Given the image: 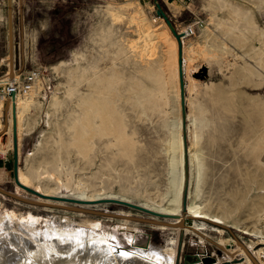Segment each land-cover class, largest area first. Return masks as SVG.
I'll use <instances>...</instances> for the list:
<instances>
[{"label":"rangeland","instance_id":"rangeland-1","mask_svg":"<svg viewBox=\"0 0 264 264\" xmlns=\"http://www.w3.org/2000/svg\"><path fill=\"white\" fill-rule=\"evenodd\" d=\"M158 1L177 30L186 28L198 19L204 21L195 35L183 39L188 144L190 146L192 139L196 142L195 148L205 169V177L199 182L195 192V182L191 183V174L189 175L187 212H183L184 184L180 206L174 211L167 209L173 208V203H167L169 193L168 188L166 189L172 154L170 143L174 137L173 129L177 116L181 117V108L178 114L174 98L175 87L170 84L164 86L163 82L149 78L146 66L142 76L146 86L142 92L135 95V103L143 112L140 116L144 119L139 117V111L138 114H132L131 120V131L135 125L134 136L137 137L139 145L143 146L136 166L142 165L133 170L134 178H123L127 167L121 162L116 166L118 169L106 173L109 177L102 174L96 179V188L100 191H95L94 194L90 191L81 193L80 186L67 178L55 182L46 177L44 183L50 187L48 191L39 187L37 181L22 183L19 178L21 170L26 171L27 166L38 164L39 158L45 153L41 148L44 146V137H49L55 131L56 125L53 124L61 121L62 116L66 115L64 110L53 116L49 103L56 91L59 95H64L71 82L68 76L70 69L75 71L78 65L82 66L84 71L81 75L84 78L92 77L95 68L103 74L114 70L117 73L123 70L132 72L133 64L124 62V59L126 55L130 59L133 56L136 59L139 50H144L145 59L161 60L163 68H168L172 60L176 64L178 41L164 18L157 14L154 0H12L16 81L22 83L23 76L27 73L38 72L39 77L35 83L39 85V89L35 98L41 101V105L38 108L31 107L25 112L27 114L22 118L23 126L20 128L17 120V95L26 99L29 94L17 93L8 101L0 94V136L3 144H8L7 149L0 152V187L26 199L171 223L183 222L184 227L161 226L34 205L1 192L0 220L8 213L23 215L25 220H32L31 230L34 233L39 229L47 230L51 226L52 228L48 229L51 234L60 228V232H63L64 228H87L101 233L118 248H146L150 244L167 247L173 259H177L180 236L183 234L180 255L175 264H204L205 257L211 258V264H222L226 260L231 261L232 255L239 259L238 261L248 256L251 260L249 264H255L253 255L257 262L264 264V230L262 235L254 233L258 215L264 210V164L261 166L257 161V155H260L264 163V151L259 153L258 149L252 147L256 145L259 134L264 130V123L258 118L260 109L264 107V51L261 49H264V38L249 33L246 38L232 36L224 39L222 36L225 29H219L215 24L216 18L232 19L237 15V11L243 20L250 19L249 22L253 21L252 24L264 29V3L256 6L252 0H225L227 5L223 3L226 7L223 5L221 10L214 0ZM7 20V0H0L1 88L10 82V79L5 77L10 69L9 62L6 61L9 56ZM100 27H110L109 31H112V40L104 44V47L99 44ZM205 28L216 33V39L212 42L214 46L212 43L206 44L200 37ZM144 61L147 63V60ZM245 68L254 71L249 74L243 71ZM134 71L137 72L135 69ZM77 74L81 77L80 73ZM88 79L79 84L82 94H90L93 100L100 94L114 95L104 86L89 82ZM165 87L170 92L165 93L169 96L171 104L159 109L160 101L156 94ZM35 88L36 84L31 92ZM178 89L177 84L180 104ZM74 101H67V106L76 105V100ZM254 114L258 115L254 117ZM26 121L34 123L31 130L25 129ZM96 169L94 165L90 171L85 170L86 175L90 176ZM80 173L76 171L75 176L79 178ZM98 182L103 183V186L97 184ZM19 184L30 187L47 198L40 197ZM162 195L165 196L163 201ZM49 197L91 203H69L48 199ZM192 197L209 212L224 215L223 223L213 222L209 217L195 219L189 216L188 204L191 203ZM100 199L124 200L150 212L114 202H95ZM157 213L180 217H161L156 215ZM238 241L243 246L239 245ZM255 251L263 258L255 256Z\"/></svg>","mask_w":264,"mask_h":264},{"label":"bare ground","instance_id":"bare-ground-1","mask_svg":"<svg viewBox=\"0 0 264 264\" xmlns=\"http://www.w3.org/2000/svg\"><path fill=\"white\" fill-rule=\"evenodd\" d=\"M214 1L215 5L219 6L220 9L223 10L222 7L225 6V4H223L226 3L224 2L225 0ZM251 2L257 6L264 3V0H252ZM233 7L235 8L236 6L234 5ZM236 9L239 11L241 7L240 9ZM234 11L236 10L234 9ZM234 11H232L233 14ZM236 12L235 14L237 15H234L235 17L232 19L222 20L223 18L221 19L219 17V19H214L217 28L225 29V31L223 30L225 33L222 36L224 39L232 38V36L246 38L249 33L254 34V36L257 34L259 37L264 38L263 28H259L256 24H252L253 21L252 23L249 22L250 19L249 21L243 20L244 18L242 19L239 16V13ZM233 14L230 15L233 16ZM244 14L247 13L244 12ZM103 27H100L101 34L99 33V38L101 39V42H98L101 44V47L108 41L112 40V31H109L110 27H108V29ZM200 37L206 44H210L216 39V33H214L212 29L210 30L205 28L202 30ZM220 43L225 44L224 42ZM213 44L214 43H212V45ZM218 45L221 47L220 44ZM261 49L264 51L263 48ZM136 55V59L134 56L130 59L126 55L124 62L132 63L137 72H135L134 69L132 72L130 70H123L118 73L114 70V72L110 71L111 73L109 74L108 72L103 74L95 68L92 74L93 76L90 78L87 76L89 78L88 79L81 75L84 71L82 66L78 65L74 69L75 71L70 69L68 76L70 77L71 82L66 88L64 95H59V92L56 91L49 103V109L53 116L62 113L64 110H66V115L62 116L61 121H57L53 124L56 125L55 131L52 132L51 135L49 134V137H44V141L42 142L44 143L42 144L44 146H41V148H43L45 153L39 158V162H37L38 164L36 165L31 163L32 165L27 166L28 169H26V171H20L19 178L22 183L37 181L39 183V187H41L44 191H48L50 187L44 183L46 177L48 180H54L55 182H59L58 180L67 178L68 181L71 180L73 183L80 186L81 193H88L90 191L91 194H94L95 191H100L96 188V179H99L102 174L106 175L107 172L115 170L117 168L116 166H118L117 164L120 162L127 167L125 169L127 173L123 178L128 179L133 177V170L142 165L139 162L140 165L136 166L138 165L137 157L139 158V152L143 149V146H141L142 144L139 145L136 139L137 137L135 138L134 136L135 131L133 132V130L135 125L131 131V120L133 119L132 114L134 112L138 114L140 111L135 103V95L138 92H142L146 86L142 77L143 72L145 71L143 68L145 66L148 71L147 73L149 78L151 77V79L157 80L158 82H163L164 84L162 85L164 86L166 84H170L175 87V89L174 87L172 88L175 92L174 98L177 103L176 112H178V114L181 108V101L179 104L177 95V84L179 85L178 61L176 60L175 64V61L172 60V63L168 65V68H166V66L163 68L161 60L154 61L152 59H145L144 50L137 51ZM144 60H147V63ZM167 69L168 71H166ZM243 71L252 74L254 70L251 68H245ZM77 73H80L81 77H79ZM15 74L17 73L14 72L13 76L9 78V72L5 77L6 79H10V82H17V76ZM85 79H88L89 82H94L95 84L104 86L106 89L114 93V95L100 94L95 100L91 99L90 94L84 95L86 92L82 94L79 90V84ZM85 82L83 83L85 84ZM35 84L36 88L32 92L30 91L29 95L26 94V99L17 95V120L20 128L23 126L21 124V120L24 115L27 114L25 112L31 107L38 108V106L41 105V101L35 98V93H37L39 89V85L37 83ZM166 88L167 87H165V89L161 88L157 91L156 96L160 101L158 107L159 109L171 104L169 96L165 93L167 91ZM172 88L171 90L173 91ZM178 92L180 93V89H178ZM74 100H76V105L73 104L74 106L68 107L67 101L73 102ZM206 108L207 107H205V109ZM151 110L156 111L155 109ZM141 113L143 114V112L140 111L139 117L144 119L140 116ZM257 115L258 114H254V117ZM259 116L258 118H260V121L264 123V107L260 109ZM248 123L251 124L250 122ZM33 124V122L26 121L24 127L26 130H31ZM1 126L2 125L0 124V127ZM166 127H168V125H166ZM181 129L182 118L177 116V121L173 129L174 137L171 139L170 143L172 154L169 164L170 170L167 185L168 187H166V189L168 188L167 192L169 193L167 203H173V208H167L170 211H174L176 207L180 206L183 184H185L184 145ZM261 130H259V132ZM136 134H138V132ZM197 136L198 135H196V137ZM166 137H168V135ZM256 141V145L252 147H254L255 150L258 149L259 153L264 151V130L261 131L258 136V140ZM168 142L170 141L168 140ZM164 143L162 142V144ZM7 146L8 144H3L2 137L0 136V152L5 151ZM195 146L196 142L192 139L190 146L188 144V154L191 183L193 184V182H195L194 192L197 191L199 182L203 177H205V169L203 168L204 164L202 165L199 153L197 152ZM261 158L260 155H257V161L259 165L262 166L264 163ZM97 160H99V163H97ZM139 161H141V159ZM81 164L82 166L80 167L79 165ZM94 165L97 169L92 171L90 176H87L85 170L89 169L90 171ZM76 171L81 172L78 175L79 178L75 176ZM46 173L48 174L45 175ZM111 182L113 181L111 180ZM97 184L101 183L98 182ZM161 197V201H163V197L165 196L162 195ZM188 211L189 216L195 219L209 217L211 221L217 223H223L225 220L224 215L209 212V210H206L202 204H197L193 197L191 199V203L188 204ZM262 220H264V210L258 215V220L254 226V233L260 235L263 234L264 222ZM32 225V220L27 221L24 219L23 215H17L14 212L3 216L0 220V264H175V261H178V253L177 259H173L170 256V249L163 246H153L150 244L146 248H118L117 246L111 244L109 240L105 239L101 233H96L87 228H64L63 232H60V228L55 229V233L51 234L48 229L52 228V226L47 230L39 229L36 233H34L31 230ZM239 245L242 244L239 243ZM254 255L261 259L263 258V256L259 255L256 251L254 252ZM252 257L255 259L253 255ZM244 263H251L248 256L242 257V260L237 261L234 264ZM204 264H211V259L209 257H205Z\"/></svg>","mask_w":264,"mask_h":264},{"label":"water","instance_id":"water-1","mask_svg":"<svg viewBox=\"0 0 264 264\" xmlns=\"http://www.w3.org/2000/svg\"><path fill=\"white\" fill-rule=\"evenodd\" d=\"M155 4L157 6V14L159 16H162L164 20L166 21V24L172 34L175 36V38L178 41V78H179V89H180V101H181V118H182V134H183V145H184V167H185V184H184V201H183V212L184 214L187 212L186 210V197H187V189H188V182H189V175H190V167H189V154H188V138H187V107H186V81H185V70H184V54H183V41L182 37L184 36L182 33H179L177 28L175 27L174 23L171 21L167 13L164 11L162 8L161 4L159 3L158 0H154ZM7 6H8V51H9V56L6 59L7 62H9L10 65V77L13 76L14 74V37H13V12H12V0H7ZM15 95V93H12V97ZM21 187L24 189L31 191L35 193L36 195H39L40 197L47 198V196H43L39 192L31 189L30 187L24 186L19 184ZM0 192L8 195L10 197H13L15 199H19L21 201H25L27 203H31L34 205H41V206H47V207H56V208H62V209H67V210H72V211H79V212H86V213H94L98 215H103L106 217H114V218H120V219H128L132 221H140V222H145V223H152V224H158V225H167V226H181L184 227L183 222L179 223H171V222H166V221H161L158 219H148L144 217H137V216H132V215H126L122 213H115V212H108V211H100V210H95V209H87L84 207H77L73 205H64V204H58V203H48L47 201H40V200H31V199H26L24 197H21L13 192L7 191L0 187ZM48 199H54L58 201H66L69 203H78V204H90V201H82V200H76V199H67V198H56V197H49ZM97 203L101 202H114V203H119L123 205H128L130 207H134L136 209H140L143 211H148V209L141 207L139 205L132 204L130 202L124 201V200H118V199H100L95 201ZM156 215L161 216V217H180L178 215H168L165 213H157ZM182 239H183V234L180 236V242H179V248H178V258L180 255V250L182 247ZM239 242V241H238ZM213 243V242H212ZM241 243V242H239ZM215 244V243H214ZM242 244V243H241ZM217 245V244H215ZM243 245V244H242ZM241 245V246H242ZM217 247L221 248L224 250L223 247L217 245ZM245 249V248H244ZM249 255L250 252H248ZM232 259L231 261L226 260L222 264H231L234 262H237L239 259L234 257L233 255L231 256ZM210 258V257H209ZM211 259V258H210ZM253 259V258H252ZM255 264H258L257 260L253 259Z\"/></svg>","mask_w":264,"mask_h":264},{"label":"built area","instance_id":"built-area-1","mask_svg":"<svg viewBox=\"0 0 264 264\" xmlns=\"http://www.w3.org/2000/svg\"><path fill=\"white\" fill-rule=\"evenodd\" d=\"M204 24V21L202 19H198L195 21L193 24L187 26L184 29L178 30L179 33H182L184 36L183 38L190 37L196 34L197 30L200 29ZM15 72V70H14ZM39 77V73L36 71L29 72L25 76H23L22 83L17 81V82H10L6 84L3 88L0 90V94L4 98V100L8 101L12 99V93H17L20 92L23 95L24 94H29L30 91L33 89L34 84L36 82V79ZM1 130V127H0ZM234 243V241H233ZM258 264H260L258 262Z\"/></svg>","mask_w":264,"mask_h":264}]
</instances>
